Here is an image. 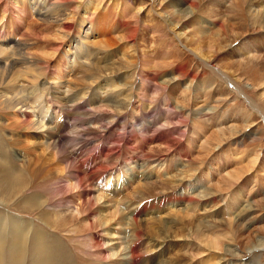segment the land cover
<instances>
[{
    "label": "bare ground",
    "instance_id": "bare-ground-1",
    "mask_svg": "<svg viewBox=\"0 0 264 264\" xmlns=\"http://www.w3.org/2000/svg\"><path fill=\"white\" fill-rule=\"evenodd\" d=\"M96 1L0 0V264H190L191 260L187 263L188 257L183 253L165 258L171 254L169 251L181 253L187 245L193 248L192 244L180 243L178 239L195 236V240L202 241L200 244H203L202 251L205 252L220 250L223 244L219 234L212 233L210 238L208 234L214 229L226 231L228 223L219 220L207 226L205 224L210 223L209 220L206 223L202 219L196 223L191 219V214L201 209L220 205L217 193L204 185L207 178V174L203 173L205 164L189 160L187 149L178 155L180 142L163 133L133 148V142L146 136L159 123L157 115L146 123L152 114L146 112L137 101H143L151 94L150 98L155 101H151L149 106L156 110L160 99L165 96L166 91L162 94V90L170 85L169 79L160 81L155 74L149 76L147 68L155 67L152 66L156 63L155 59L148 58L144 51L141 54L135 39L141 27L154 34L162 32L160 27L143 23L137 12L132 17L135 26L127 27L128 24L124 23L126 11L122 9L114 20L117 28H125L124 34L119 39H107L111 30L104 24L99 23L93 29L92 19H99ZM108 1L123 7V2L130 0ZM159 1L167 6L172 5L171 0ZM156 2L152 0L151 4L155 5ZM241 3L246 5L254 20L256 30L252 34L258 36L253 37V42L264 44L259 36V33L264 35V0H242ZM183 4L187 8L165 12L167 18L171 19L174 15L179 20L187 17L195 20V12L199 8L197 0H185ZM89 17L92 18L87 25ZM224 19L215 20L213 24L217 28L213 30L216 35L213 32L208 35L214 51L205 46L191 49V54L209 64L212 70H216L213 63L216 61L214 56L220 50L217 48L221 43L220 37L233 27H229ZM201 31L205 29L200 28L193 35ZM230 33L235 34L233 28ZM235 37L240 39L242 34H235ZM32 43L35 47H31ZM234 53L232 51L229 56ZM154 55L156 57L157 54ZM163 56L161 64L165 60L164 63L170 65L174 60L171 57V62H167L166 56ZM260 58L264 64V54H260ZM260 67L264 70V65ZM133 69L142 72L143 76L137 75L139 80L130 83L124 73ZM183 69L176 68V73L182 76ZM146 79L156 83V92L154 89L150 93L138 84ZM186 85L189 91H196L192 83ZM139 93L143 95L141 99H137ZM65 100L70 107L66 106ZM54 105L59 106L58 112L63 115L61 123L54 122L59 117L54 114ZM249 106L255 107L252 103ZM103 108L109 111V116L88 117L91 111L100 112ZM174 108L179 114L184 111L178 106ZM76 111L82 112V115L86 112L88 118L87 121L82 119L79 125L75 124V129L90 122L94 131L103 136L112 135L113 130L129 127L118 125L121 119L128 117L133 139L131 137L127 147L121 150L98 149L91 161L101 162L99 165L94 163V167L89 168L83 164L80 166L82 169L76 168L67 156L64 142L72 133H77L72 140L77 142L83 137L81 133L93 129L88 127L72 130L69 134L65 132V121L70 120L67 115ZM135 111L140 115L132 116ZM159 116L163 117L162 111L158 113ZM164 120L166 127L174 122L171 117ZM149 143L163 147L176 158L182 157V162L187 158L183 168L169 174V155L141 156L140 152ZM7 159L12 160L13 165ZM102 160H108V164H102ZM238 175L237 172L234 177ZM143 180L145 182H141ZM60 184H64L63 187H59ZM50 187L57 190L54 192ZM59 192L66 196L62 197L64 210L58 208L61 197H56V194ZM54 201L58 204L55 205ZM255 207L253 203L241 207L235 214L232 227H246ZM204 228H209L206 235L202 233ZM252 242L253 245L247 246L251 251L248 255L264 251L263 239ZM240 255L236 248H225L223 256L210 255L216 261L208 262L232 264L224 261V258H238ZM191 257L193 259V255Z\"/></svg>",
    "mask_w": 264,
    "mask_h": 264
},
{
    "label": "rangeland",
    "instance_id": "rangeland-1",
    "mask_svg": "<svg viewBox=\"0 0 264 264\" xmlns=\"http://www.w3.org/2000/svg\"><path fill=\"white\" fill-rule=\"evenodd\" d=\"M183 1L185 0H171L172 5L167 6L159 0H157L155 5L151 4L152 0H130L129 2H123L122 7L119 3H115V5L108 0H97L96 3H98L99 10L97 15L99 19H92L93 29L94 27H98L99 23L104 24V27L111 30V35H108L107 39H111V37L119 39L123 36V30H125V28L123 26L117 28L118 24L114 19L122 9L126 11L124 14V23L128 24L127 27L135 26V21L132 18L135 12L138 13L143 23L148 25L152 23V25H158L157 27H160L162 32L156 34L141 27L142 29L140 28L138 30L135 39L139 52L142 54V51H144L147 53L148 58L155 59L156 63L152 65L155 67H151L150 70L149 67L147 68V72L150 73L149 76L152 77V75L155 74L157 76L156 78L160 79V81L161 79H169L170 85L166 90H162V94L166 91L165 96L161 99L159 98L160 101L156 110L151 109L149 106L151 101H155L150 98L151 94L143 101H137V104L142 105V107L147 110L146 112H151L152 114L150 120L147 119L145 122H151L157 115L156 119L159 123L157 127L155 126L154 130L150 131L146 136H141L142 138L140 137L139 140L133 142V148L144 145V141L162 133L180 142L178 155L187 149L190 154L189 160L196 161V163H200L201 161L205 164L203 173L207 174V178L204 180V185L207 189H211L213 192L215 191L220 201V205L214 206L212 209H201L193 213L194 215L191 214V219L195 220V222H198V220L202 221L203 219L206 223L209 220L210 223L205 224L207 226L214 225L213 222H218L219 220L228 223L229 230L227 229L222 232L221 229H214L213 232H209L208 234L209 238L210 236L212 237V233L213 235L214 233L220 235L219 239L223 243L220 250L202 251L203 244H200L202 241L198 242V240H195V236H192L186 237L185 239H178L180 243L188 242L192 244V249H190V245H187L180 251L181 253L169 251L171 254H167L165 258H173L183 253L188 257L187 263L191 260L190 264H209L210 261H216L215 258L211 259L210 257L212 256L210 255L217 254L223 256L225 248H236L239 255H241L238 258H232L231 256L225 257L224 261H227V263L232 262V264H248L249 262L253 264H264V251L256 252L251 256V254L248 255L251 251L249 248L247 249L248 245H253L252 240L263 239L264 241V70L260 67L264 64L261 58L258 59L260 54L261 56L264 54V44L257 45L253 42V40H255L254 38L258 35L256 33L252 34V32L256 30L254 27L255 25H253L254 20H252L253 18L249 15L246 5L241 3L242 0H197L199 8L198 12H195L196 17L195 20H193L194 22L192 19H189V17L184 20H179V18L174 15L170 17L171 19L167 18L165 12L171 13L170 11H173V9L178 11L187 8V5L185 6ZM91 18L92 17H89L86 21L87 25H89ZM218 18H225L224 20H227L226 23L229 24V27L233 26L232 28L235 34H242V37L240 39L236 38L235 34L230 33L232 29L230 28L229 31H225L227 33L226 35L220 37L222 40L218 38L221 43L217 48H220L222 51L218 50L217 54L214 56L216 61L215 64L213 63V66L216 67V70H212L209 64L196 58L195 55H192L191 49H193V47L202 48L205 46L208 50H211V52L214 51L213 44L210 42L208 35L211 34V32H213V35H216L213 28H217V25L213 24V22L219 20ZM169 20L171 24L166 23ZM200 28L205 29V31L193 35L194 31L197 33ZM54 29L55 28H53V30ZM40 31L41 29H39V34ZM180 33L184 35L181 36ZM259 34L260 40L264 42V35L262 36L261 33ZM250 35H252V39H250ZM36 43L39 42L36 41ZM33 45L32 43L31 47H35ZM232 51H235V53L230 57L229 53ZM154 54H157V58ZM163 55L166 56L167 62H171L174 57L170 65L164 63L165 60L163 64H161V60H163L164 57ZM148 58L147 60L149 61L150 59ZM178 67L184 68L182 76L176 73V68ZM124 74L128 77L130 83L139 80V76L137 77V75L143 76L142 72H139L137 69H133ZM164 75L165 77L162 78ZM223 76H227L226 78L228 80ZM153 83L154 82H151L149 79H146L145 82L142 81L138 84L144 86V88H146L144 90L152 92L157 88L155 86L156 83ZM188 83H192V87L194 89L196 88V91H189L186 85ZM229 84H231V86ZM154 92H156V89ZM184 93H186L185 96L183 95ZM141 94L142 93H139L140 96H137V99L142 98L143 95ZM167 99H169V101H166ZM96 101L97 100L93 103ZM65 102L67 103V107L71 106L66 100ZM248 103H252L255 107L251 108ZM174 106L183 108V113H176ZM54 108V114L57 117L59 116L54 122L61 123L63 115L61 112H58L59 106L54 105ZM102 110L103 111L100 112L91 111L88 113V117L96 119L99 116L110 115L108 110L104 108ZM160 111L163 112V117H158ZM85 114L86 112H83V115L82 112L79 111L74 113L70 112L69 115H67L70 120L67 119L65 121V125L67 126L65 132L69 134L72 130L77 131L88 127L92 129L93 127L90 122L84 124L79 129H75V124L79 125L82 119L87 121L88 117L87 115L85 116ZM139 115L137 111L132 114V116ZM167 117L174 118V122L166 127L164 119ZM105 121L110 122L111 120ZM129 121L130 118L128 117L121 119L118 125L129 127L124 130H113L111 133L112 135L109 133L106 134L107 136H103L102 133H96L94 128L91 132L87 131V133L85 131L81 133L83 137L80 139L81 141L78 140L79 142L72 141L77 134L72 133V136L64 142V144L66 143L64 147L66 148L67 156H69V159L71 158L70 160L74 162L76 168L83 164L89 168L94 167V163L99 165L101 162H93L91 160L101 147L117 151L126 148L130 143V138L134 134ZM72 124L74 125L72 126ZM160 124L164 127L159 126ZM155 146L156 145L149 143L144 151L140 152V155L145 156L146 154H150L153 157L169 155V152L163 147H159V149L158 146ZM75 149L80 151L74 153L73 150ZM69 152L71 153L69 154ZM181 158L182 157L178 156L176 158V156H173V153L168 156V164L170 163L171 165V167H169V174H173L183 168V163H185L187 158L183 157L186 158L184 162H182ZM7 160L13 165L12 160ZM107 162L108 160H102V164L106 165L108 164ZM80 169L82 168L80 167ZM25 172L28 174L26 170ZM237 172L239 173L238 177H234V174ZM141 182H145V180ZM63 185L64 184H60L58 186L63 187ZM50 189L52 188L50 187ZM52 190L55 192L57 189ZM62 193L63 192H59L56 194V197H61L58 208H63L64 210L65 201L63 199L66 196ZM48 194L49 196L51 195V193ZM124 194L126 193L124 192ZM124 194L123 196L127 195ZM63 196L64 198H62ZM75 203L77 204L79 202L75 201ZM250 203L256 206L248 217L250 222H247L248 224H246L247 226L244 228L238 225L232 227L231 224H234L235 214ZM54 204L57 205L58 203L54 201ZM61 210L62 209H59L58 211L62 212ZM67 210H69V208H67ZM166 213L165 211V214ZM68 215H70V211ZM15 220L21 222L18 218ZM204 229L202 233L206 235L209 228ZM198 230H201V228ZM248 237L252 240L249 241ZM247 241L249 242L248 244ZM198 244H200V246L196 247ZM200 252L204 253L200 255ZM192 255L193 259H191Z\"/></svg>",
    "mask_w": 264,
    "mask_h": 264
}]
</instances>
